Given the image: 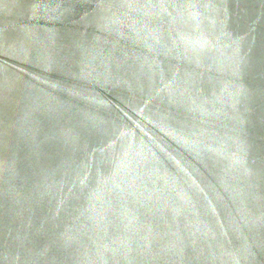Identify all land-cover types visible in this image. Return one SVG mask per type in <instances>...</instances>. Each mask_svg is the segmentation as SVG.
Listing matches in <instances>:
<instances>
[{
  "label": "water",
  "instance_id": "1",
  "mask_svg": "<svg viewBox=\"0 0 264 264\" xmlns=\"http://www.w3.org/2000/svg\"><path fill=\"white\" fill-rule=\"evenodd\" d=\"M0 264H264V0H0Z\"/></svg>",
  "mask_w": 264,
  "mask_h": 264
}]
</instances>
